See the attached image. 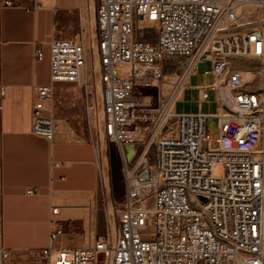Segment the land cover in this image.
Wrapping results in <instances>:
<instances>
[{
    "label": "built area",
    "instance_id": "built-area-1",
    "mask_svg": "<svg viewBox=\"0 0 264 264\" xmlns=\"http://www.w3.org/2000/svg\"><path fill=\"white\" fill-rule=\"evenodd\" d=\"M96 25L89 68L90 54L77 37L47 43L50 81L36 88L32 133L54 140V116L45 111L58 84L87 89L99 80L105 234L91 248L55 247L66 231L52 207L44 264H264V0H97ZM45 46H36L35 62L45 60ZM172 59H184L186 71L171 100L161 103L153 91ZM202 61L213 64L208 87L218 111L177 114L176 103ZM206 90L200 89L201 103L209 99ZM5 94L0 85V100ZM89 94L85 90L90 112ZM211 118L218 120L217 139ZM1 139L0 133V151ZM107 143L121 161L118 201L108 196ZM128 147L135 150L132 160ZM218 165L223 177L214 176ZM4 199L0 158V264H9Z\"/></svg>",
    "mask_w": 264,
    "mask_h": 264
},
{
    "label": "crops",
    "instance_id": "crops-1",
    "mask_svg": "<svg viewBox=\"0 0 264 264\" xmlns=\"http://www.w3.org/2000/svg\"><path fill=\"white\" fill-rule=\"evenodd\" d=\"M0 0V158L3 165L4 242L9 264H44L41 251L49 245L51 208L66 234L54 246L91 248L105 234V194L100 184L102 156L93 140L74 136L67 113L82 85L60 83L46 103L54 116L52 142L32 133L36 88L50 81L51 39H65L70 17L91 14L90 0ZM96 9V3H95ZM96 15V14H95ZM45 44L42 63L34 60ZM28 190L36 194L29 195Z\"/></svg>",
    "mask_w": 264,
    "mask_h": 264
},
{
    "label": "rangeland",
    "instance_id": "rangeland-1",
    "mask_svg": "<svg viewBox=\"0 0 264 264\" xmlns=\"http://www.w3.org/2000/svg\"><path fill=\"white\" fill-rule=\"evenodd\" d=\"M97 5V0H95ZM96 14V9L95 13ZM82 15L74 14L70 19V27L65 29L67 34L73 37H77L81 40L91 56L92 48V36L93 27L91 26V19L93 16V11L91 9V14L84 17ZM185 60L184 59H172L165 62L162 65L163 71V81L159 89L153 91L154 95L161 103L169 102L173 96V93L179 84V81L183 79L185 75ZM253 71H257V63L253 65ZM98 83V81H97ZM95 81L89 83L87 89L81 86L80 97L74 99L70 111L67 113V126L73 132L74 136L85 139L93 140L101 156L105 159V149L101 148L99 139L101 138V133L98 125V112L95 111L96 102L98 98V84ZM213 83V64L211 61H202L198 64L197 68L193 71L187 82V89L183 92L182 98L176 103L175 112L177 114H197L200 111L204 114L214 115L218 111V106L215 98V93L210 89ZM206 88V92L209 94V99L203 103L200 101V89ZM85 90L89 94V100L91 103L90 112L87 111L85 106ZM93 90V91H92ZM208 127L211 130V135L213 138L217 139L220 137L219 124L216 118H211L208 122ZM107 153L109 156V171L111 179V191L113 200H120L123 193L124 187L120 174L121 161L119 154L115 147L107 143ZM106 161V160H105ZM106 164V163H105ZM225 171L222 165H218L214 169L215 177H223ZM104 206V204H102ZM104 213V212H103ZM105 215V214H104ZM106 227V222H105ZM12 264H16L13 260Z\"/></svg>",
    "mask_w": 264,
    "mask_h": 264
},
{
    "label": "bare ground",
    "instance_id": "bare-ground-1",
    "mask_svg": "<svg viewBox=\"0 0 264 264\" xmlns=\"http://www.w3.org/2000/svg\"><path fill=\"white\" fill-rule=\"evenodd\" d=\"M90 1H91V9L93 11V16H92V19H91V26L93 27L92 48H91V50L94 49L96 51V53H97V50H96V27H97V25H96V17H95V14H94L95 13V0H90ZM90 66H91V56H88L87 68H89ZM96 68L98 69L97 55H96ZM245 74H246V76L248 78L253 77V75H254V73L249 72V71L246 72ZM97 84H98V97L100 98L101 97V85H100L99 80H98ZM99 141H100V144H101V146H102V148L104 150L106 148V138H105L104 133H101V138L99 139ZM105 155H106V153H105Z\"/></svg>",
    "mask_w": 264,
    "mask_h": 264
},
{
    "label": "water",
    "instance_id": "water-1",
    "mask_svg": "<svg viewBox=\"0 0 264 264\" xmlns=\"http://www.w3.org/2000/svg\"><path fill=\"white\" fill-rule=\"evenodd\" d=\"M95 17H96V15H95ZM100 133H102V132H100ZM127 150H128V158H129V160H132L134 155H135V150H134L133 147H128ZM106 164H107V162H106ZM108 196H112V191L111 190L108 191ZM108 199H109V202H110V198H108ZM110 209H111V204H110Z\"/></svg>",
    "mask_w": 264,
    "mask_h": 264
},
{
    "label": "trees",
    "instance_id": "trees-1",
    "mask_svg": "<svg viewBox=\"0 0 264 264\" xmlns=\"http://www.w3.org/2000/svg\"><path fill=\"white\" fill-rule=\"evenodd\" d=\"M121 174V173H120ZM122 178V177H121ZM103 229H104V231H105V222H104V225H103ZM103 236V235H102Z\"/></svg>",
    "mask_w": 264,
    "mask_h": 264
}]
</instances>
